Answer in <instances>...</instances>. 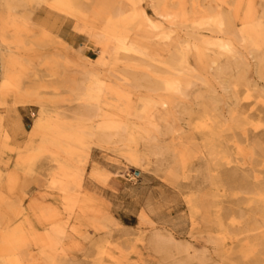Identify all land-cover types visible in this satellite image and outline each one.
<instances>
[{"label":"rangeland","instance_id":"rangeland-1","mask_svg":"<svg viewBox=\"0 0 264 264\" xmlns=\"http://www.w3.org/2000/svg\"><path fill=\"white\" fill-rule=\"evenodd\" d=\"M74 2L0 0V264H264V0Z\"/></svg>","mask_w":264,"mask_h":264},{"label":"bare ground","instance_id":"bare-ground-1","mask_svg":"<svg viewBox=\"0 0 264 264\" xmlns=\"http://www.w3.org/2000/svg\"><path fill=\"white\" fill-rule=\"evenodd\" d=\"M57 4L59 5L60 10L66 12L68 14H71V15L78 14V15H80L78 17H81V14H84L80 10H78L74 0H56V5ZM53 5H54V3H53ZM79 11H80V14L78 13ZM162 15L164 17H166V16H168V17L170 16L171 17L172 16L171 13H166V14H162ZM84 16L85 15H83V18H84ZM127 21H128V18H127ZM127 21H125L124 18L118 20L115 23L116 28L120 32L124 31L125 30L124 27L126 26ZM149 24L151 26L153 25L152 23H149ZM259 33L260 32L257 30V27H254V26L246 28L245 30L241 31V34L243 35V39L247 40L248 42H250L252 44H255L256 42H258L257 36L259 35ZM246 35H247V37H246ZM115 38H117V41H121V37L117 36ZM223 45L225 47L229 48V50L232 49L231 42H229V41L224 42ZM5 62H4V59L2 61V58L0 56V66L2 64V66H4V69L8 65V62L6 64H5ZM86 122H87L86 120H83L81 122L80 121H72V120L67 121L66 118L61 117V116H57L55 119H53V118H51V116H49L45 112H42L39 115V118L35 120L34 127H33V134L37 135L41 129L42 130H47V131H50L52 133H55L60 139H63L64 141H66L67 142V144H66L67 147L70 148L71 147L70 144H74L75 147L81 148V147L85 146L88 143V138L86 136V133L84 132L85 129L89 128V126H88V124H86ZM196 127L199 128V129L207 128V122L205 121V119L197 120ZM131 131H132V127L128 126V128L125 131V133H129ZM210 134H211V137L209 138V141L212 140L214 135H215V131H214L213 127H210ZM67 150H70V152H72V153L75 152V149H73V148L67 149ZM63 173L65 175V172H63ZM81 208H82V206H81ZM81 208L79 209V211L81 210ZM86 208H87V206H86ZM82 211H83V209H82ZM84 213L85 212H83V214ZM88 215H89V213H88ZM88 215L86 213V216H88Z\"/></svg>","mask_w":264,"mask_h":264},{"label":"crops","instance_id":"crops-1","mask_svg":"<svg viewBox=\"0 0 264 264\" xmlns=\"http://www.w3.org/2000/svg\"><path fill=\"white\" fill-rule=\"evenodd\" d=\"M23 121L21 124H18V128L16 129H12L11 123H8V127L9 128L11 127L9 130L14 135L16 140H21L24 138V122Z\"/></svg>","mask_w":264,"mask_h":264}]
</instances>
